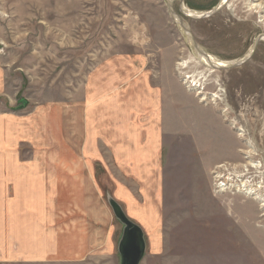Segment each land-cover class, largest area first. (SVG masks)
<instances>
[{"label": "rangeland", "instance_id": "1", "mask_svg": "<svg viewBox=\"0 0 264 264\" xmlns=\"http://www.w3.org/2000/svg\"><path fill=\"white\" fill-rule=\"evenodd\" d=\"M167 1L179 14L180 2ZM219 1L183 0L201 13ZM257 1L258 11L250 9L254 0H230L209 18L184 19L197 46L218 61H238L258 39L242 66L210 72L164 0H0V119L6 137H20L0 160H86L83 136L95 130L100 148L90 162L100 166V182L86 184L88 198L83 189L73 200L69 194L65 210L61 196L52 198V254L41 264H120L122 226L107 204L113 186L105 174L109 129L132 117L133 127L162 134L160 189L129 183L132 205L119 204L130 221L144 223L145 231L136 224L146 243L140 264H264V212L245 195L258 191L264 201V0ZM141 92L160 98L159 112L131 104ZM110 98H120L125 122L110 113ZM92 99L96 118L85 127Z\"/></svg>", "mask_w": 264, "mask_h": 264}, {"label": "crops", "instance_id": "2", "mask_svg": "<svg viewBox=\"0 0 264 264\" xmlns=\"http://www.w3.org/2000/svg\"><path fill=\"white\" fill-rule=\"evenodd\" d=\"M3 86L4 71L0 68V91L3 90ZM95 100L92 99L90 103L87 102L84 105V109L88 110L85 114V127H88L89 120L92 121L96 118V115H94L97 108ZM130 100L133 105L144 106L145 108L141 111L144 112L145 110L147 114L151 111L154 113L159 112L162 106L160 98L145 97L143 92ZM120 101V98H110V113H115L116 118L119 117L121 121L125 122L126 116L119 113L120 108H118V105L122 104ZM141 101L143 102L140 103ZM137 117L146 118L148 115ZM133 121L132 117L127 123H123L121 127H124V129L121 127L109 129L108 147L112 158L110 159L111 166H109L105 176L109 181L108 184L113 186L112 199L125 207L132 205V196L128 195L127 187L124 189L125 185L129 183L131 185L135 183L141 185L145 182L146 185L152 186L156 192L160 189L162 176L161 169H159L161 151L159 137L162 136L161 130H151L152 126L145 129L136 128L133 127ZM134 122L137 123V119ZM4 123L6 124V121L0 119L2 130L0 153L2 155H5L6 152H14V148L18 147L20 143V137L16 138L14 132L12 134L9 132L6 137L3 133L6 128ZM60 129L62 144L68 148L69 139L66 138L68 128L64 127L63 121ZM96 132L95 130L93 133H84L83 154L90 151V155H92V157L87 155L86 160L84 158L82 161H74L69 160L68 157L66 160L59 162L60 166L51 161L46 164L39 161L22 163L19 160H0V264H41L44 261L48 262L47 258L52 254L51 252L49 254L48 248H52V235L55 231L53 230L55 220L52 198L58 195L61 196L65 210L69 207V194H72L71 200H73L75 198L74 193L81 194V189H83V197L88 198L85 192L86 184L89 181L93 182V178L98 183L100 182V166L94 165L93 167L90 164L93 156L94 159L97 156L95 155L97 152V139H93ZM16 139L18 141L14 143L13 140ZM62 150L65 151V147ZM97 153L99 157L100 148ZM75 168L81 169V171L77 174ZM47 169L51 171L46 173L45 170ZM112 169H114L113 173H111ZM115 174H119V177ZM89 189L91 190V188ZM123 206L121 207L123 208ZM123 211L130 220L134 217V215L127 212L126 208L125 210L123 208ZM65 213L66 211H64L63 216H65ZM137 221H135L136 224L145 231L143 221L140 219ZM64 222H62V225ZM66 225H68V222Z\"/></svg>", "mask_w": 264, "mask_h": 264}, {"label": "water", "instance_id": "3", "mask_svg": "<svg viewBox=\"0 0 264 264\" xmlns=\"http://www.w3.org/2000/svg\"><path fill=\"white\" fill-rule=\"evenodd\" d=\"M220 1L215 8H213L207 12H204V15H202L199 18L200 19L209 18L212 15H214L215 13H217L225 5V4H221ZM164 2H165V5H166L169 13L173 17V19L177 22V24L179 25V27L181 28V30L185 34V36L190 40V44L192 45V48L196 54L195 58H196V60H199L198 58L200 56H203L202 50L195 43L194 39L191 36L192 34H191L189 28L186 26V23L183 21L182 16H185V15L182 12L181 8H179V14H177L173 11V9L169 5L168 1L165 0ZM260 38H262V37H260ZM257 41H258V39H256L254 46L252 47L251 52L249 53V55L246 58H244V60L235 64V66H230L227 68H219L218 70H229V69L238 68V67L242 66L254 54V50H255ZM212 70H215V69H212ZM107 204L110 207L111 211L113 212L115 219L122 226L121 236H120V239H119L118 244H117V252H118V255L120 257V264H140V262L144 256L145 248H146L144 233H143L142 229L139 226H137L135 223L130 221L127 218V216L125 215L121 206L118 203H116L109 196L107 198Z\"/></svg>", "mask_w": 264, "mask_h": 264}, {"label": "bare ground", "instance_id": "4", "mask_svg": "<svg viewBox=\"0 0 264 264\" xmlns=\"http://www.w3.org/2000/svg\"><path fill=\"white\" fill-rule=\"evenodd\" d=\"M165 1V0H164ZM167 1V0H166ZM178 2H180V8L182 10V12L184 13L185 16H183V21L186 23V21L184 20L185 18L187 19H192V20H201L199 17H201L202 15H204V13H201V12H197V11H190L188 10L186 7H184V2L183 0H177ZM230 0H221L220 3L221 4H227ZM255 4H250V9H253L255 11H258L260 9H262L263 7L261 6V4L257 1V0H254ZM187 26V25H186ZM191 32V31H190ZM264 32V30H263ZM192 34V33H191ZM192 36V35H191ZM193 38V36H192ZM262 39L264 40V36L262 37ZM188 42L190 43V40L187 38ZM192 46V45H191ZM252 49L249 50V52L244 56L242 57L241 59H239L238 61H235V62H225V61H217L213 56H211L210 54L206 53V52H203L202 51V55L203 56H200L197 60L198 63H200L201 65L207 67L210 72H212L213 70L212 69H215L217 71H219L218 69L219 68H227V67H230V66H235V64L239 63L240 61L244 60V58H246L249 53L251 52ZM195 52V51H194ZM196 55V54H195ZM179 66H181V68L183 66H185V62H182L179 64ZM209 66V67H208ZM212 66V67H211ZM209 73V72H208ZM188 79V77H187ZM198 87V86H197ZM194 88H196V86H194ZM196 90H200V89H196ZM203 98H205V96H202ZM209 99L212 101L214 99H216V96L215 95H210L209 96ZM242 187H244V185H241ZM217 187V186H216ZM219 189V188H217ZM260 189V188H259ZM245 195H248L249 197H252L253 199L255 200H258L259 203L261 204L262 206V210L264 212V201L263 199L261 200V195L260 193H258V191L254 192H250V191H245ZM255 197V198H254Z\"/></svg>", "mask_w": 264, "mask_h": 264}, {"label": "built area", "instance_id": "5", "mask_svg": "<svg viewBox=\"0 0 264 264\" xmlns=\"http://www.w3.org/2000/svg\"><path fill=\"white\" fill-rule=\"evenodd\" d=\"M216 185V184H215ZM217 186V185H216Z\"/></svg>", "mask_w": 264, "mask_h": 264}, {"label": "flooded vegetation", "instance_id": "6", "mask_svg": "<svg viewBox=\"0 0 264 264\" xmlns=\"http://www.w3.org/2000/svg\"><path fill=\"white\" fill-rule=\"evenodd\" d=\"M218 61V60H217Z\"/></svg>", "mask_w": 264, "mask_h": 264}]
</instances>
